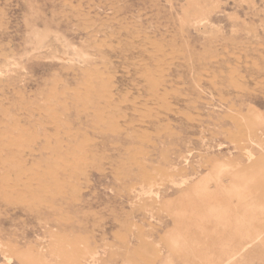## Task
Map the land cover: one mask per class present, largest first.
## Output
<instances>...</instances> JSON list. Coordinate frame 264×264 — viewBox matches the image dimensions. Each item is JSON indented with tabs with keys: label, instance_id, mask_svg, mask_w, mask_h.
<instances>
[{
	"label": "rangeland",
	"instance_id": "rangeland-1",
	"mask_svg": "<svg viewBox=\"0 0 264 264\" xmlns=\"http://www.w3.org/2000/svg\"><path fill=\"white\" fill-rule=\"evenodd\" d=\"M228 257L264 264V0H0V264Z\"/></svg>",
	"mask_w": 264,
	"mask_h": 264
},
{
	"label": "bare ground",
	"instance_id": "bare-ground-1",
	"mask_svg": "<svg viewBox=\"0 0 264 264\" xmlns=\"http://www.w3.org/2000/svg\"><path fill=\"white\" fill-rule=\"evenodd\" d=\"M236 255H237V252H236ZM225 260H226V263L225 264H228V262L230 260V257L226 258ZM230 262H232V261H230ZM222 264H223V262H222Z\"/></svg>",
	"mask_w": 264,
	"mask_h": 264
}]
</instances>
